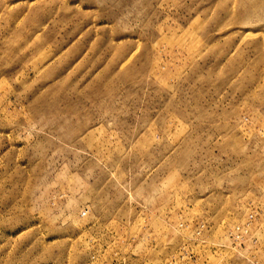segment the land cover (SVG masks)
Wrapping results in <instances>:
<instances>
[{
    "label": "rangeland",
    "instance_id": "374dc122",
    "mask_svg": "<svg viewBox=\"0 0 264 264\" xmlns=\"http://www.w3.org/2000/svg\"><path fill=\"white\" fill-rule=\"evenodd\" d=\"M0 264H264V0H0Z\"/></svg>",
    "mask_w": 264,
    "mask_h": 264
},
{
    "label": "built area",
    "instance_id": "2783aa9c",
    "mask_svg": "<svg viewBox=\"0 0 264 264\" xmlns=\"http://www.w3.org/2000/svg\"><path fill=\"white\" fill-rule=\"evenodd\" d=\"M256 211L254 210V212L252 211L251 213L248 214V217L244 220L247 222L235 225L230 233V236L232 237V239L234 240H240L242 239V237L244 236V234L248 231V227L250 225L251 221H254V215H255Z\"/></svg>",
    "mask_w": 264,
    "mask_h": 264
}]
</instances>
